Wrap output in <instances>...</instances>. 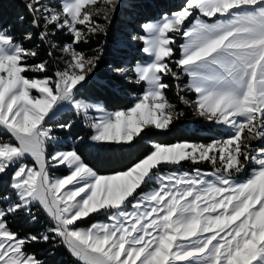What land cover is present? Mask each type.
Listing matches in <instances>:
<instances>
[{
    "label": "snow or ice",
    "instance_id": "1",
    "mask_svg": "<svg viewBox=\"0 0 264 264\" xmlns=\"http://www.w3.org/2000/svg\"><path fill=\"white\" fill-rule=\"evenodd\" d=\"M21 3L17 22L0 20V264H51L61 248L75 264H264V0H180L128 32L143 59L102 80L103 44L85 47L107 38L125 0ZM121 82L142 87L127 107L86 92ZM186 109L220 135L152 142L107 175L86 161L134 149ZM39 213L43 231L12 229Z\"/></svg>",
    "mask_w": 264,
    "mask_h": 264
},
{
    "label": "trees",
    "instance_id": "2",
    "mask_svg": "<svg viewBox=\"0 0 264 264\" xmlns=\"http://www.w3.org/2000/svg\"><path fill=\"white\" fill-rule=\"evenodd\" d=\"M135 2L139 6L135 9L129 8L128 3ZM180 3V0H125V7L120 9L112 25L109 28L107 38H101L100 42L97 43L95 40L90 46H86L85 50L90 51L92 48H99L103 44L105 55L102 61V70H98L96 74V80H102L107 76L105 72L109 68V65L118 64V60H114L116 54H125L124 50L116 49L117 35L121 33L122 29L130 31L135 25L139 24L146 18L156 17L162 14L164 11L173 9ZM26 14L23 5L18 0H0V20L4 23H15L17 18ZM27 30V24L24 26L18 25V31L23 32ZM138 30V29H137ZM58 41L60 43H67L69 39L61 38L59 36ZM43 55V53H42ZM135 58V57H134ZM142 87L135 88L132 85H126L120 83L119 90H113L110 87H98L96 83H93L86 90L89 96L103 97L110 108L127 107L132 103L140 92ZM170 94V93H169ZM206 135L198 134L197 131L190 132L181 126L174 128L170 133L166 134H155L151 133L149 136L144 137L143 140L132 150L127 152H108L99 153L95 151H85V159L98 171L101 175L111 174L114 171H120L130 166L138 157L142 156L143 153L148 151L152 142H158L161 144H173L178 141H194L197 143H208L210 139L207 135L218 134V130H213L209 127L203 129ZM74 131H81L77 128ZM42 219L39 220L38 224H41ZM10 225L13 230L19 231L21 235L28 233H37V225L23 215L17 216L15 219H11ZM47 245H36L30 250H34L37 253H41L47 249ZM51 264H75L73 258L67 251L61 248L57 255L52 258Z\"/></svg>",
    "mask_w": 264,
    "mask_h": 264
},
{
    "label": "rangeland",
    "instance_id": "3",
    "mask_svg": "<svg viewBox=\"0 0 264 264\" xmlns=\"http://www.w3.org/2000/svg\"><path fill=\"white\" fill-rule=\"evenodd\" d=\"M20 3H21V0H18ZM22 4V3H21ZM129 31H127L126 29H122L121 33H119V35H117V40H116V49H119V50H124L123 52L125 54H120L119 51L118 53L116 54V57L114 60H118V63H120L122 60H125V59H132V58H136V59H143V54L139 51L141 45L140 44H136L134 47H126L125 44H124V41L126 40V37H127V34H128ZM61 38H65L67 36H64V35H61L60 36ZM67 39H69L67 37ZM102 67V64H100L98 70H102L101 69ZM108 71H109V68L105 70V72L108 74ZM98 72V71H97ZM97 74V73H96ZM122 84H126L124 82H121ZM126 85H130V84H126ZM134 86V85H132ZM135 88H139L140 89V86H134ZM170 96L172 95L171 93L169 94ZM191 98H194L191 97ZM134 99H132V102H133ZM186 112H187V115L180 121V122H177L174 126H172L168 131L166 132H157V131H153V133L155 134H166V133H170L174 128L176 127H183L187 130H190V132H196L198 134H203V135H206V133L204 132V128H211L214 130L218 129L217 126L215 125H210L208 124L207 122H205L201 117L198 116V114L195 113L194 109L193 110H187L186 109ZM220 133H216V134H212V135H208V137H213V136H219ZM193 167V165L185 162L183 164L182 167L179 168V170L181 171H187V170H190L191 168ZM200 167L204 168L205 170H209V166L207 164H204V165H200ZM169 169H165V171H167ZM172 170H176V169H172ZM55 175H62L64 174L63 171H55L54 172ZM39 220L42 219V223L37 225L38 222L34 223V225H37L36 226V230L37 232H40V231H43V228L47 226V221H46V218L45 216L43 215V213H39ZM99 219L103 220L104 217H98ZM29 219V218H28ZM91 220V218H89Z\"/></svg>",
    "mask_w": 264,
    "mask_h": 264
},
{
    "label": "flooded vegetation",
    "instance_id": "4",
    "mask_svg": "<svg viewBox=\"0 0 264 264\" xmlns=\"http://www.w3.org/2000/svg\"><path fill=\"white\" fill-rule=\"evenodd\" d=\"M213 137H216V136H213ZM213 137H207V138H213Z\"/></svg>",
    "mask_w": 264,
    "mask_h": 264
}]
</instances>
